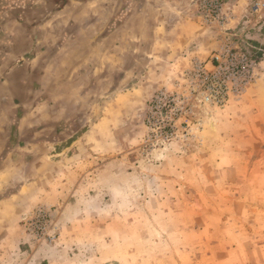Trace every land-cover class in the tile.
I'll return each mask as SVG.
<instances>
[{"label": "rangeland", "instance_id": "374dc122", "mask_svg": "<svg viewBox=\"0 0 264 264\" xmlns=\"http://www.w3.org/2000/svg\"><path fill=\"white\" fill-rule=\"evenodd\" d=\"M257 4L126 0L108 43L112 28L92 29L79 47L81 73L95 74L84 115L44 137H10L7 151L27 147L1 194L17 193V210L0 220V264H264ZM225 47L254 59L255 73L216 105L194 94L189 72Z\"/></svg>", "mask_w": 264, "mask_h": 264}, {"label": "crops", "instance_id": "0c3cea01", "mask_svg": "<svg viewBox=\"0 0 264 264\" xmlns=\"http://www.w3.org/2000/svg\"><path fill=\"white\" fill-rule=\"evenodd\" d=\"M98 1L0 0V220L16 214L17 193L1 194L14 187L15 163L9 162L27 147L21 143L7 151L10 137L18 136L19 142L21 136L44 137L50 124L82 117L81 92L95 74L81 73L79 47L92 42V29L112 28L103 40L108 43L126 25L111 27L126 0ZM71 61L79 62L68 67Z\"/></svg>", "mask_w": 264, "mask_h": 264}, {"label": "built area", "instance_id": "2783aa9c", "mask_svg": "<svg viewBox=\"0 0 264 264\" xmlns=\"http://www.w3.org/2000/svg\"><path fill=\"white\" fill-rule=\"evenodd\" d=\"M264 5L257 4L253 12L261 11ZM214 9L219 10L217 4ZM255 60L248 55L225 47L212 56L210 63H196L189 75L194 82V94L212 104H223L227 98L239 94L254 79Z\"/></svg>", "mask_w": 264, "mask_h": 264}, {"label": "water", "instance_id": "95a60500", "mask_svg": "<svg viewBox=\"0 0 264 264\" xmlns=\"http://www.w3.org/2000/svg\"><path fill=\"white\" fill-rule=\"evenodd\" d=\"M80 135H75L73 136L72 138H70V141L69 142H73L75 140H77L79 138Z\"/></svg>", "mask_w": 264, "mask_h": 264}]
</instances>
